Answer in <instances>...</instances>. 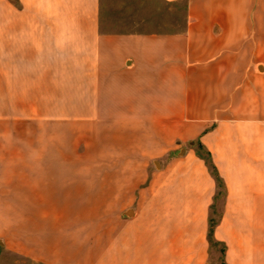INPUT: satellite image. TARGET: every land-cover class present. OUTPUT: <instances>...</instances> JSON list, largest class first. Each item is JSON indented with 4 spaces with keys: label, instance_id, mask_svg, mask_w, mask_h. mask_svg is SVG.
<instances>
[{
    "label": "crops",
    "instance_id": "0c3cea01",
    "mask_svg": "<svg viewBox=\"0 0 264 264\" xmlns=\"http://www.w3.org/2000/svg\"><path fill=\"white\" fill-rule=\"evenodd\" d=\"M0 101L108 126L114 261L264 264V0H0Z\"/></svg>",
    "mask_w": 264,
    "mask_h": 264
},
{
    "label": "rangeland",
    "instance_id": "374dc122",
    "mask_svg": "<svg viewBox=\"0 0 264 264\" xmlns=\"http://www.w3.org/2000/svg\"><path fill=\"white\" fill-rule=\"evenodd\" d=\"M36 107L44 114L46 104ZM52 108L64 114L61 104ZM31 110L0 101V264H122L113 258L111 221L128 214L131 200L110 197L112 168L102 165L110 151L97 141L108 126ZM70 110L77 114V104Z\"/></svg>",
    "mask_w": 264,
    "mask_h": 264
},
{
    "label": "trees",
    "instance_id": "16d2710c",
    "mask_svg": "<svg viewBox=\"0 0 264 264\" xmlns=\"http://www.w3.org/2000/svg\"><path fill=\"white\" fill-rule=\"evenodd\" d=\"M207 165H208V169L210 171V173L214 176V178H216V180L218 181L217 179V176H216V173H215V170L212 166V164H210L209 162H207ZM212 225L213 223H208V239L210 238V233H211V228H212Z\"/></svg>",
    "mask_w": 264,
    "mask_h": 264
}]
</instances>
